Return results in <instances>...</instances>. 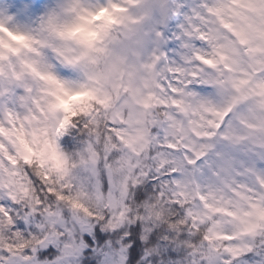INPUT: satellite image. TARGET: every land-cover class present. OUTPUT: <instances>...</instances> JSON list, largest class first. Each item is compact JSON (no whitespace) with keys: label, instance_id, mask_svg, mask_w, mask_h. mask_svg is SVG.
Returning <instances> with one entry per match:
<instances>
[{"label":"clouds","instance_id":"clouds-1","mask_svg":"<svg viewBox=\"0 0 264 264\" xmlns=\"http://www.w3.org/2000/svg\"><path fill=\"white\" fill-rule=\"evenodd\" d=\"M0 264H264V0H0Z\"/></svg>","mask_w":264,"mask_h":264}]
</instances>
